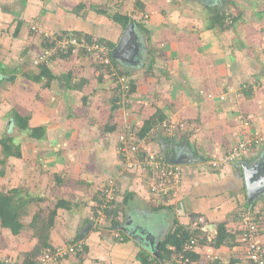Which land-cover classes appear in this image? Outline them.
I'll list each match as a JSON object with an SVG mask.
<instances>
[{
    "label": "crops",
    "instance_id": "obj_1",
    "mask_svg": "<svg viewBox=\"0 0 264 264\" xmlns=\"http://www.w3.org/2000/svg\"><path fill=\"white\" fill-rule=\"evenodd\" d=\"M101 1L28 0L19 11L34 21L28 27L25 18L15 20L20 26L15 41L24 44V54L32 52L33 56L43 47L42 38L30 30L33 24L50 33L83 31L117 45L125 29L98 12L101 9L130 15L144 24L149 34L135 27L136 37L126 53L133 61L116 59L118 68L135 85L126 106L114 109L118 96L111 77L101 63L83 52L54 59L49 67L55 78L49 86V77L30 81L31 92L45 108L42 113L37 108L29 122L33 127L45 126L47 135L44 139L20 135L16 144L22 156L17 158L25 156L21 169H14V174L0 169L4 172L0 183L4 179L8 183L0 190L22 188L33 198L20 234L13 235L0 226V259L11 256L23 261L38 243L36 229L28 223L37 211L48 218L50 210L46 214L42 208L53 209L64 199L69 207L57 209L49 243L54 247L79 238L86 246L84 252L58 264H143L140 253L159 255L170 230L178 224L192 228L199 216L205 217L208 231L200 236L193 264H211L214 255L219 257V264H250L240 230L243 213L256 216L263 227L264 242V192L249 200L245 175L248 169L250 186H262L264 0H250L246 9L235 15L228 10L233 1V5H223L227 18L223 26L214 23L213 27L206 5L221 0H106L107 6ZM110 2L114 12L108 8ZM193 3L203 6L201 14ZM142 14L149 16L145 19ZM78 18V24L69 23V19ZM60 64L65 67L63 71L57 67ZM25 84L21 89L26 91ZM20 97L18 103L26 100L24 95ZM152 120H156L154 126L143 137L147 149L167 157L180 167L182 175L177 196L165 202L150 194V179L139 172L125 173L118 150L120 133L137 135ZM163 121L184 127L170 135L161 128ZM255 137L261 142L250 146L236 161L209 166L237 143ZM109 184L115 185L117 193L110 220L115 217L121 222L111 231L104 228L106 224L99 225L103 221H94L101 190ZM55 193L57 197L51 201ZM221 223L230 236L215 246ZM7 233L19 240L16 246L9 247ZM116 233L124 240L115 237ZM142 235L152 242H143Z\"/></svg>",
    "mask_w": 264,
    "mask_h": 264
},
{
    "label": "built area",
    "instance_id": "obj_2",
    "mask_svg": "<svg viewBox=\"0 0 264 264\" xmlns=\"http://www.w3.org/2000/svg\"><path fill=\"white\" fill-rule=\"evenodd\" d=\"M132 2H144L145 0H129ZM148 14H142L141 17L148 18ZM31 31L48 39L50 45L42 47L33 57L34 65L51 64L57 58L59 53L75 54L83 52L88 56L94 57L96 61L101 63L111 77L117 95L121 97L118 101L122 106H126V102L131 94V80L126 74L119 71L118 67L113 64L112 52L106 43L93 40L89 41L84 36H77L71 33H50L45 29L32 25ZM224 98V96L222 97ZM248 125V121H245ZM184 124L171 121H163L161 128L167 134H175ZM260 137L250 138L237 143L233 149L225 154L219 160L210 161L209 166L218 167L230 161H236L241 154L250 146L259 144ZM118 150L122 160L124 170L129 172H139L144 177L150 179L149 192L156 198H162L163 202L170 201L177 196L178 189L182 186V175L179 166L172 164L167 157L161 156L159 153H150L146 147V140H138L129 131L119 134ZM100 200L97 204V215L99 219L105 220L106 210L112 209L117 201V193L114 184H109L101 190ZM240 230L242 241L245 244L246 258L250 264H264V242L260 240L261 226L256 216L250 212L243 213L240 219ZM193 230L202 232L208 231V222L204 216L197 217L193 223ZM201 235L194 234L189 240L183 244L182 248L172 257L161 264H193L191 254L195 252ZM119 240L123 239L120 233H116ZM85 242L83 239L70 241L63 245L56 246L55 250L44 252L32 264H58L65 259L77 255L83 250ZM219 257L214 255L211 264H219ZM0 264H13L8 258L1 259ZM157 264V263H155Z\"/></svg>",
    "mask_w": 264,
    "mask_h": 264
},
{
    "label": "trees",
    "instance_id": "obj_3",
    "mask_svg": "<svg viewBox=\"0 0 264 264\" xmlns=\"http://www.w3.org/2000/svg\"><path fill=\"white\" fill-rule=\"evenodd\" d=\"M230 2V0H229ZM206 7L211 10L209 12L210 14V27H213L214 23L220 24V26H223V22L227 18L226 11H224L223 8V2H217L214 7L207 6ZM213 9V10H212ZM98 12L107 14L109 17H111L115 22L120 24L122 29H125L130 22H134L135 27L140 29L141 31H146L149 34V30L144 26V24L134 20L130 15L128 14H122L120 12H115L113 14L107 13L106 9H101ZM237 17H235L236 19ZM22 24V21H20L19 25ZM20 30V26H16L15 29V35H18V32ZM67 33V31H65ZM62 33V32H60ZM57 33V34H60ZM71 34L77 35V36H84L89 41L93 40H99L106 45H108L110 48H114L116 45V42H113L111 40L105 39V38H95L91 35L84 33L83 31H71ZM42 38V46L46 47L50 45V41L48 39ZM71 54H65V53H59L57 57H68ZM34 57V56H33ZM112 61L115 66H117V60L114 59L112 55ZM49 64H40L37 65V68L39 69L38 72L30 70V71H24L23 74L26 78L29 80H32L34 82H39L42 77H49L48 86L50 85V82L53 78H55V75L52 73ZM118 67V66H117ZM5 74L6 70L5 68H0ZM20 68H17L18 71ZM119 69V68H118ZM119 71L123 74H126V72ZM1 75V73H0ZM17 75V74H15ZM11 80H15L16 77L14 75L10 78ZM131 82V92L135 90L134 81ZM118 98H115L114 101V109L118 108L119 106L122 107V104H119L118 101L121 100V97L117 95ZM30 116L29 115H22L17 110H14L12 112V122L11 126H13V129L17 135V133H20L19 136L16 135H5L4 137L0 138V147H1V154L2 157L0 158V163H6V160L10 156L15 157H21V150L19 149L16 142L19 140L20 135H28L29 137L36 138V139H44L47 135V129L45 126H36L33 127L30 125ZM154 122L156 120H152L151 122H147L137 133V135H133L138 140L144 139L148 132L151 130V128L154 126ZM4 173L3 171H0ZM32 197L30 196V192H26L22 190V188H12L10 190H0V226L3 228H6L11 231L12 234L18 235L22 232L24 229L26 223L24 222V218L26 215L30 214V208H31V201ZM69 202L61 199L58 200V202L55 204V207L50 210L49 217L43 218L40 214V212H36L34 217L32 218V221L28 223L29 227H32L36 229V236L38 237V243L37 245L31 250L30 252L26 253L25 258L23 261H20L18 259H15L14 257H7L13 264H32L34 260H36L40 255H42L44 252L55 250L56 246L52 247L49 243V232L50 229L53 227L55 223V216L57 214V209L60 207H69ZM114 209V206L112 209L106 210V220H110L112 218V211ZM117 211H115L114 214H116ZM118 214V213H117ZM197 218V217H196ZM113 228L118 229L121 225V222L119 219H116L115 217L110 220ZM194 234L202 235L203 232L199 230H193L188 226H184L181 224H178L173 230H170V232L167 233L164 240L162 241L160 248H159V255L151 256L146 253H140L139 259L142 261L143 264H161L164 261H167L171 258L172 255H174L177 251H179L183 244L186 242V240H189ZM228 236H230V233L228 232L225 223H221L217 229L216 235L214 237L213 244L215 246L221 245L224 241L227 240ZM79 238H76L72 241H77ZM124 240V237L121 241ZM58 246V245H57ZM173 247V248H170ZM191 259L194 261L197 258V255L195 252L190 253ZM6 259V258H5ZM1 260V259H0Z\"/></svg>",
    "mask_w": 264,
    "mask_h": 264
},
{
    "label": "rangeland",
    "instance_id": "obj_4",
    "mask_svg": "<svg viewBox=\"0 0 264 264\" xmlns=\"http://www.w3.org/2000/svg\"><path fill=\"white\" fill-rule=\"evenodd\" d=\"M28 0H0V36H2V38L4 39V44L0 45L3 46V48H0V68H5L6 72L5 74H3L4 72L0 69V138L4 137L6 134L7 135H16L13 126H11L12 121L10 119H12V112L14 110L21 112L23 115H34L35 113H37V111L40 109L39 113L43 112V108H45V104L43 103L42 100H39L33 92H31L30 88H31V84L33 86V83H31L28 78H26L23 74V72L26 71H36L38 72L39 69L37 68L36 65H34L33 63V53L31 52L30 55H28V53L24 54V51L21 47H24L22 44L16 43L15 41V29H16V22L15 20L19 17H23L25 18V24H27V26L29 24V22L34 21L32 17H27V14H22L20 11V9H22V4H23V8L24 6L27 4ZM106 0H102V5L103 6H107L105 5ZM129 1V0H125ZM219 1V0H217ZM223 2L224 6H228L232 1L234 2L231 3V5L235 6V8L233 6H228V10L230 11V13H235L237 14L239 10H245L246 6L248 5L250 0H221ZM111 3V2H110ZM246 3V4H245ZM112 4V3H111ZM109 5V9L113 10V4ZM130 4V2H129ZM132 4V3H131ZM137 4V3H135ZM211 6H214L212 3H210ZM201 4L198 3V5H195L193 3V7H197L199 10L197 11L198 14L202 13L203 10V6H200ZM199 6V7H198ZM20 10V11H19ZM19 12V13H18ZM114 12V10H113ZM233 14V15H235ZM21 19V18H20ZM79 19H69V23L71 22H75V24L79 23ZM68 21L66 20V23ZM81 22V21H80ZM83 22V21H82ZM81 22V23H82ZM35 25V24H33ZM28 26V27H29ZM37 26V25H35ZM31 30V28H30ZM17 52V53H16ZM6 55V56H5ZM8 56V57H7ZM58 69H61V71L64 70V65L60 64L59 66H57ZM17 68H20L18 71L16 70ZM17 74V75H15ZM23 76V80H21L19 75ZM14 75V77H16L18 79L19 77V82L17 81L16 84L14 83L16 80H11L10 78ZM27 79V80H26ZM23 81V82H22ZM33 82V81H32ZM23 83H27L24 86L28 88V90H22L21 86H23ZM39 85V84H38ZM43 85V84H42ZM20 93V94H19ZM19 94V95H18ZM24 95V97H26V100H22L21 102L18 103V101L21 99V97L19 98V96ZM39 108V109H37ZM5 114H9L7 116V118H5ZM10 121V122H9ZM32 122V121H31ZM31 124V123H30ZM20 134V133H17ZM20 147V146H18ZM25 155V154H24ZM23 155V156H24ZM2 157L1 154V147H0V158ZM25 157V156H24ZM17 158L15 156H10L7 160L6 163H0V169H8L9 171H13L11 174H14V169H21L22 164L24 163V159L25 158ZM128 172L127 170H125V173ZM2 179V178H1ZM14 183V181L12 182ZM6 184H8L7 182H5L4 179V183H0V186H3ZM52 198L50 199L51 201H55L56 193L53 194L51 196ZM50 202V201H49ZM52 206H49L47 211L46 209H43L44 213H48V210H51ZM45 214V215H46ZM96 218L98 220H101L103 222H101L98 224L101 226L105 225V229L111 231L112 230V224L111 221L109 220H103V219H99L98 215H96V217L94 216V221L96 220ZM263 228V227H262ZM262 228H260L262 230ZM7 238L5 240H7V244L9 245V247H13L16 246L19 242V240H15V237L10 234L7 233ZM14 235V234H13ZM110 238L112 239V236L109 235ZM262 233L260 235V240H262L261 238ZM116 237V235H115ZM142 241L145 243H151L152 241H149V237L147 236H143L142 235ZM150 245V244H149ZM86 246V245H85ZM85 246L83 248L82 251H80L81 253L84 252L85 250ZM151 246V245H150ZM79 252V253H80ZM78 253V254H79Z\"/></svg>",
    "mask_w": 264,
    "mask_h": 264
},
{
    "label": "water",
    "instance_id": "obj_5",
    "mask_svg": "<svg viewBox=\"0 0 264 264\" xmlns=\"http://www.w3.org/2000/svg\"><path fill=\"white\" fill-rule=\"evenodd\" d=\"M201 1H208V0H201ZM136 37V33H135V24L134 22H130L128 24V26L125 28V31L122 35V38L120 40V42L113 48V52L112 55L115 59H126V60H130L133 61V58H129L127 57L126 53H127V49L131 46V44L134 42V39ZM245 175H246V179H247V183H248V197L249 200L254 199V196H257V194L264 192V179L262 180L263 184L261 187H252L250 186L249 180H250V175L251 172H249V170L247 169L245 171ZM156 255L158 254L157 252H155Z\"/></svg>",
    "mask_w": 264,
    "mask_h": 264
}]
</instances>
